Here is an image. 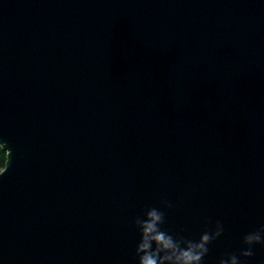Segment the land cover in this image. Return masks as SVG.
Instances as JSON below:
<instances>
[{
	"label": "water",
	"instance_id": "95a60500",
	"mask_svg": "<svg viewBox=\"0 0 264 264\" xmlns=\"http://www.w3.org/2000/svg\"><path fill=\"white\" fill-rule=\"evenodd\" d=\"M0 146V264H135L162 195L216 264L264 224V0H0Z\"/></svg>",
	"mask_w": 264,
	"mask_h": 264
},
{
	"label": "clouds",
	"instance_id": "9594fccd",
	"mask_svg": "<svg viewBox=\"0 0 264 264\" xmlns=\"http://www.w3.org/2000/svg\"><path fill=\"white\" fill-rule=\"evenodd\" d=\"M173 207L162 195L159 205L143 206L132 219L137 234L133 249L135 264H205L209 245L225 233L223 223L206 217L203 230L196 235L185 234L183 229L174 231L165 227V210ZM241 244L243 247L236 251L222 253L216 264H248L247 258L254 255L253 246H264V224L245 232Z\"/></svg>",
	"mask_w": 264,
	"mask_h": 264
},
{
	"label": "trees",
	"instance_id": "16d2710c",
	"mask_svg": "<svg viewBox=\"0 0 264 264\" xmlns=\"http://www.w3.org/2000/svg\"><path fill=\"white\" fill-rule=\"evenodd\" d=\"M7 152L0 146V171L3 170L7 160Z\"/></svg>",
	"mask_w": 264,
	"mask_h": 264
}]
</instances>
